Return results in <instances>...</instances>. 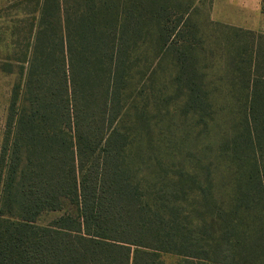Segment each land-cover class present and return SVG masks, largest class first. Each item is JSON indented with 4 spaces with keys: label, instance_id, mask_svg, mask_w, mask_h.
Instances as JSON below:
<instances>
[{
    "label": "trees",
    "instance_id": "trees-1",
    "mask_svg": "<svg viewBox=\"0 0 264 264\" xmlns=\"http://www.w3.org/2000/svg\"><path fill=\"white\" fill-rule=\"evenodd\" d=\"M25 2L10 7L23 5L25 27L11 30L17 38L0 54V72L19 76L0 147V264H165V252L182 256L178 264H264V31L225 26L246 39L229 53L245 110L221 147L235 168V200L217 202L210 178L198 187L220 222L210 231L183 202L148 193L129 159L136 121L123 125L127 106H139L129 104L139 49L157 29L156 53L176 59L188 107L207 127L201 39L187 9L165 0ZM49 212L60 215L41 222Z\"/></svg>",
    "mask_w": 264,
    "mask_h": 264
},
{
    "label": "rangeland",
    "instance_id": "rangeland-1",
    "mask_svg": "<svg viewBox=\"0 0 264 264\" xmlns=\"http://www.w3.org/2000/svg\"><path fill=\"white\" fill-rule=\"evenodd\" d=\"M25 1L0 0L1 55L6 53L5 45L17 38L11 36V30L25 27L23 5L10 7L15 3L26 4ZM165 1L181 10L187 9L185 19L188 17V23L201 39L195 48L196 79L207 90V99L211 104L210 120L204 127L199 110L189 109V91L180 80L176 59L167 49L156 53V36H159V32L155 29L153 40L142 45L138 52L142 61L134 75L131 89L136 93L129 98V104L139 103V106L129 109L127 106L123 121L126 126L135 121L137 124L129 159L149 194L166 192L171 199L183 202L184 213L194 225L202 227L208 224L210 231H218L220 222L212 219L213 216L203 206L198 187L210 178L217 202L228 207L235 200V168L221 147L239 131L245 110V90L241 82L235 79L237 75L232 70L233 61L229 54L232 45L235 48L242 46L245 38L237 37V31H229L225 26L248 29L243 19L249 17L256 25L262 26L255 30L264 31V0L261 3V16H254L242 9L236 0L233 3L230 0ZM22 34L20 32L19 39ZM145 56L150 58L148 66L143 61ZM18 80L17 74L0 72V147L11 90ZM143 112L146 116L138 121ZM187 174L195 178L189 179ZM59 215V212L45 213L40 221L46 223ZM161 255L165 264H178L184 260L171 252ZM189 261L182 264H207L199 260H195V263Z\"/></svg>",
    "mask_w": 264,
    "mask_h": 264
},
{
    "label": "crops",
    "instance_id": "crops-1",
    "mask_svg": "<svg viewBox=\"0 0 264 264\" xmlns=\"http://www.w3.org/2000/svg\"><path fill=\"white\" fill-rule=\"evenodd\" d=\"M232 3L235 0H230ZM238 3H236L238 6H241L242 9L246 10L247 12H250L254 14V16H261L262 15V9H261V3L262 0H236ZM244 25L248 29H260L261 25H256L253 21L249 19V17H244L243 19Z\"/></svg>",
    "mask_w": 264,
    "mask_h": 264
}]
</instances>
